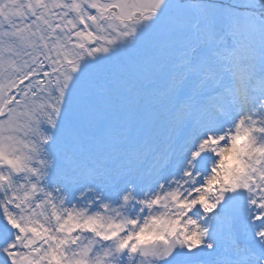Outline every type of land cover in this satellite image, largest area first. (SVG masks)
<instances>
[{"label": "snow or ice", "instance_id": "1", "mask_svg": "<svg viewBox=\"0 0 264 264\" xmlns=\"http://www.w3.org/2000/svg\"><path fill=\"white\" fill-rule=\"evenodd\" d=\"M0 264H264V0H0Z\"/></svg>", "mask_w": 264, "mask_h": 264}]
</instances>
